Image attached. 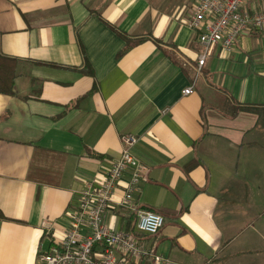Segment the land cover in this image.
<instances>
[{"label": "crops", "instance_id": "0c3cea01", "mask_svg": "<svg viewBox=\"0 0 264 264\" xmlns=\"http://www.w3.org/2000/svg\"><path fill=\"white\" fill-rule=\"evenodd\" d=\"M194 3L0 0V51L18 60L15 93H0V264H41L126 134L147 167L134 206L164 223L139 232L114 203L106 225L177 264H264V32L241 35L230 53L210 48L196 75ZM120 34L131 41L121 55Z\"/></svg>", "mask_w": 264, "mask_h": 264}, {"label": "built area", "instance_id": "2783aa9c", "mask_svg": "<svg viewBox=\"0 0 264 264\" xmlns=\"http://www.w3.org/2000/svg\"><path fill=\"white\" fill-rule=\"evenodd\" d=\"M247 1L195 0L187 26L196 31L201 46L196 75L210 48L219 46L222 52L230 53L241 35L253 30L264 32V8L250 12L246 7ZM193 90V85H190L184 88L183 94H190ZM138 139L133 134L123 135L120 156L104 177L86 182L69 228L61 241L39 255L41 264H130L142 258L152 259L154 264H177L155 253L153 248L140 244L133 234L112 230L104 221L107 208L115 203L121 210L135 213V228L139 232L154 235L163 226L161 214L134 206V197L147 173V167L131 151ZM125 173L129 178L124 192L120 200L114 202L112 196ZM98 243L101 248L94 255L93 248Z\"/></svg>", "mask_w": 264, "mask_h": 264}, {"label": "trees", "instance_id": "16d2710c", "mask_svg": "<svg viewBox=\"0 0 264 264\" xmlns=\"http://www.w3.org/2000/svg\"><path fill=\"white\" fill-rule=\"evenodd\" d=\"M120 35L121 37L124 38L126 44H125V47L119 52V55L125 53L131 47L130 38H128L127 36L123 34H120ZM17 62H18L17 58L5 55L0 51V93L8 94V95H12L15 93L14 84H15V79H16ZM80 70L87 75L93 76L92 68L87 62ZM95 88L96 86L94 83V86L85 95L87 96L91 94L95 90ZM150 211H154V210H150ZM5 218L6 217L0 211V219H5ZM130 233L136 237L133 231L130 230ZM96 247L101 248V244L99 243L96 244L93 248V252L96 250ZM130 264H133V262H130Z\"/></svg>", "mask_w": 264, "mask_h": 264}, {"label": "rangeland", "instance_id": "374dc122", "mask_svg": "<svg viewBox=\"0 0 264 264\" xmlns=\"http://www.w3.org/2000/svg\"><path fill=\"white\" fill-rule=\"evenodd\" d=\"M259 157H260L259 154H257V155L255 156V163L258 162V160H261V164H264V160H262V159H264V157L261 156V159H259ZM257 179H258V178L255 179V182H256Z\"/></svg>", "mask_w": 264, "mask_h": 264}]
</instances>
